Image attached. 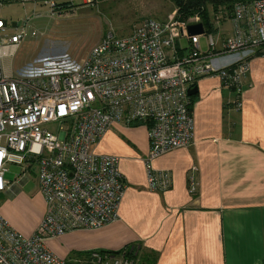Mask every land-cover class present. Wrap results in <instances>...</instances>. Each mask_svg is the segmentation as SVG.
Returning <instances> with one entry per match:
<instances>
[{
    "label": "built area",
    "instance_id": "2783aa9c",
    "mask_svg": "<svg viewBox=\"0 0 264 264\" xmlns=\"http://www.w3.org/2000/svg\"><path fill=\"white\" fill-rule=\"evenodd\" d=\"M11 1L41 3L52 12L59 2L0 0V6ZM229 20L232 29L228 38L222 37L220 54L236 56L235 69L215 64L219 53L213 38L203 54L200 36L187 35L189 22L178 19L175 10L163 22L143 20L127 36L105 35L82 65L65 55L61 61L45 56L7 73L4 59L15 56L28 20L10 34L18 25L0 18V194L10 186L4 178L9 165L32 168L45 203L29 236L15 231L0 214V264H65L47 243L117 221L125 190L119 159L92 151L115 123H145L147 188L170 187L171 175L155 170L153 163L194 144L188 88L208 75L238 87L247 60L264 56V0L235 4ZM195 171L192 167L188 177L191 191ZM109 258L112 264H132Z\"/></svg>",
    "mask_w": 264,
    "mask_h": 264
},
{
    "label": "crops",
    "instance_id": "0c3cea01",
    "mask_svg": "<svg viewBox=\"0 0 264 264\" xmlns=\"http://www.w3.org/2000/svg\"><path fill=\"white\" fill-rule=\"evenodd\" d=\"M221 49V44L216 47L215 64L235 69L237 57L222 55ZM194 86V144L153 163L155 170L171 175L170 187L147 188L145 123L113 124L92 151L119 159L125 190L118 219L99 230L51 241V252L67 260L71 253L107 255L137 245L153 264H264V56L247 60L238 87L225 85L218 75L201 77ZM192 167L193 191L188 179ZM16 192L9 186L3 193ZM33 202L38 214L23 233L1 214L24 236L34 232L45 212L40 193Z\"/></svg>",
    "mask_w": 264,
    "mask_h": 264
},
{
    "label": "rangeland",
    "instance_id": "374dc122",
    "mask_svg": "<svg viewBox=\"0 0 264 264\" xmlns=\"http://www.w3.org/2000/svg\"><path fill=\"white\" fill-rule=\"evenodd\" d=\"M72 5L71 8L54 9L52 12L49 6L41 3H3L0 18L18 25V29L12 28L10 34L20 30L28 20L24 26L25 38L15 56L4 59V70L14 72L32 59L45 56L59 57L58 61H61L66 59L62 58L65 55L82 65L105 35L127 36L143 20L163 22L175 9L170 0H74ZM194 20L189 19L188 22ZM217 20L219 24H215V32L200 35L201 52L207 48L210 38L218 47L222 37H229L232 24L220 23V16ZM179 45L185 47L186 39H181ZM7 169L4 178L17 192L11 196L0 195V214L23 233L31 228L38 214V209L32 204L39 195L37 179L32 168L23 171L20 166L9 165ZM114 259L125 260L123 257ZM71 263L112 264V259L108 255L97 254Z\"/></svg>",
    "mask_w": 264,
    "mask_h": 264
},
{
    "label": "trees",
    "instance_id": "16d2710c",
    "mask_svg": "<svg viewBox=\"0 0 264 264\" xmlns=\"http://www.w3.org/2000/svg\"><path fill=\"white\" fill-rule=\"evenodd\" d=\"M55 9H66L73 7L70 0H58ZM174 5L178 19L186 22L189 19L197 18L204 28V34L215 32V26L229 20L232 16L233 7L237 3H251L256 0H170ZM220 14V15H219ZM215 18V19H214ZM217 18V19H216ZM216 24V25H215ZM193 97H190V104ZM137 245H129L117 252H107L110 257H123L132 264H153L154 259L150 258V254L145 252L139 253ZM103 255V253H100ZM88 253H71L68 260H64L65 264L87 257Z\"/></svg>",
    "mask_w": 264,
    "mask_h": 264
},
{
    "label": "water",
    "instance_id": "95a60500",
    "mask_svg": "<svg viewBox=\"0 0 264 264\" xmlns=\"http://www.w3.org/2000/svg\"><path fill=\"white\" fill-rule=\"evenodd\" d=\"M12 26L15 27L16 24L13 23ZM186 32H187V35L190 36V37L200 36V35H202L204 33V28H203V26H202V24L200 22L189 23L186 26ZM196 93H197V87H195L194 85H192L187 90V95L189 97L194 96Z\"/></svg>",
    "mask_w": 264,
    "mask_h": 264
}]
</instances>
